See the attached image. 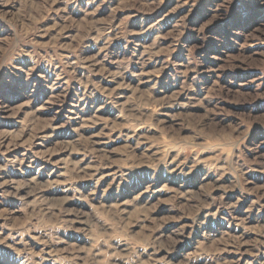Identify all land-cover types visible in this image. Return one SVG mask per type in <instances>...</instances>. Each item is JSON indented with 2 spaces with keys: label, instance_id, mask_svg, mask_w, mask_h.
<instances>
[{
  "label": "rangeland",
  "instance_id": "obj_1",
  "mask_svg": "<svg viewBox=\"0 0 264 264\" xmlns=\"http://www.w3.org/2000/svg\"><path fill=\"white\" fill-rule=\"evenodd\" d=\"M0 264H264V0H0Z\"/></svg>",
  "mask_w": 264,
  "mask_h": 264
}]
</instances>
